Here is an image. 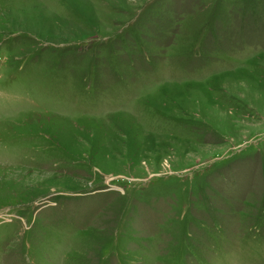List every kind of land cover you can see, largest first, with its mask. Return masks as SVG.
Segmentation results:
<instances>
[{
  "label": "rangeland",
  "instance_id": "374dc122",
  "mask_svg": "<svg viewBox=\"0 0 264 264\" xmlns=\"http://www.w3.org/2000/svg\"><path fill=\"white\" fill-rule=\"evenodd\" d=\"M0 264H264V0H0Z\"/></svg>",
  "mask_w": 264,
  "mask_h": 264
}]
</instances>
